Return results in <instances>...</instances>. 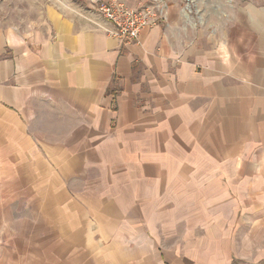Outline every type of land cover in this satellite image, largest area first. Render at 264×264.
<instances>
[{"label":"crops","instance_id":"1","mask_svg":"<svg viewBox=\"0 0 264 264\" xmlns=\"http://www.w3.org/2000/svg\"><path fill=\"white\" fill-rule=\"evenodd\" d=\"M24 3L0 12V264H264V23L196 41L172 4L129 43Z\"/></svg>","mask_w":264,"mask_h":264},{"label":"rangeland","instance_id":"2","mask_svg":"<svg viewBox=\"0 0 264 264\" xmlns=\"http://www.w3.org/2000/svg\"><path fill=\"white\" fill-rule=\"evenodd\" d=\"M16 1H19L18 4H11L10 2L0 4V12L4 13L2 15L4 16L3 23L6 25H13L15 22L22 23L24 17L29 18L38 14L36 10H33V5L31 9L29 4L24 3V0ZM69 1L73 2L71 6L79 9L85 10L88 7L97 11L96 8L104 0ZM123 1L130 6L142 7L153 5L155 0ZM39 2L42 3L43 0H39ZM165 2L168 5H178L181 13L179 23L188 30L191 38L196 41H199L201 36L206 37L208 41L210 39L212 41L218 39L219 42L231 41L234 34L242 31L247 32L248 24L255 22H259L263 28L264 19L262 17L256 19L255 15L264 14V0H165ZM14 5L15 10L13 9ZM97 13L100 14L98 11ZM18 16L20 20L17 19Z\"/></svg>","mask_w":264,"mask_h":264},{"label":"built area","instance_id":"3","mask_svg":"<svg viewBox=\"0 0 264 264\" xmlns=\"http://www.w3.org/2000/svg\"><path fill=\"white\" fill-rule=\"evenodd\" d=\"M112 24L109 33L125 42L139 43L146 27H154L166 18L168 4L155 0L153 5L130 6L123 0H104L96 8Z\"/></svg>","mask_w":264,"mask_h":264}]
</instances>
